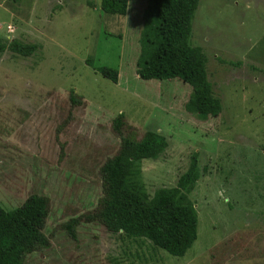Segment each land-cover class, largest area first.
I'll use <instances>...</instances> for the list:
<instances>
[{"label": "rangeland", "instance_id": "374dc122", "mask_svg": "<svg viewBox=\"0 0 264 264\" xmlns=\"http://www.w3.org/2000/svg\"><path fill=\"white\" fill-rule=\"evenodd\" d=\"M146 6L127 0L120 16L100 0H0V43L39 45L31 56L0 55V205L49 200V245L24 264H264V0L199 1L188 43L222 105L204 119L185 107L190 84L137 75ZM102 66L118 71L116 83ZM119 114L136 139L154 131L168 142L158 158L136 163L149 197L175 187L197 154L187 192L197 239L182 257L86 220L101 196L99 169L120 146ZM72 219L74 236L65 227Z\"/></svg>", "mask_w": 264, "mask_h": 264}, {"label": "trees", "instance_id": "16d2710c", "mask_svg": "<svg viewBox=\"0 0 264 264\" xmlns=\"http://www.w3.org/2000/svg\"><path fill=\"white\" fill-rule=\"evenodd\" d=\"M200 0H147L140 33V54L136 73L144 80L178 78L192 86L186 109L204 119L216 116L221 103L211 95L206 61L198 48L188 43L192 22ZM103 10L123 16L127 0H100ZM37 44L13 39L0 43V55L10 51L31 56ZM97 71L116 83L118 71L102 66ZM72 103L79 104L72 90ZM125 127V128H123ZM124 122L123 114L113 119L112 129L120 138L117 153L99 169L101 196L87 221H98L111 232H122L128 238H146L154 246L174 257H182L197 239L198 217L187 192L199 177L197 154L173 188H159L149 197L138 186L137 162L156 159L167 148L165 136L146 131L136 139ZM49 200L44 195L31 194L17 208L5 210L0 205V264H24L28 254L48 247L43 232L48 216ZM79 220L66 225L70 235Z\"/></svg>", "mask_w": 264, "mask_h": 264}]
</instances>
